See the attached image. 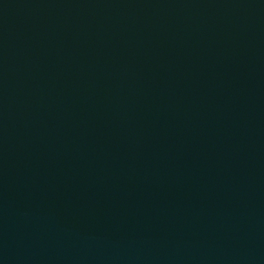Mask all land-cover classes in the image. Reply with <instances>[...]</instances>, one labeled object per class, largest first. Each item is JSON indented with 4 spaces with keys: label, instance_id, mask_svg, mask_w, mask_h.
I'll use <instances>...</instances> for the list:
<instances>
[{
    "label": "water",
    "instance_id": "water-1",
    "mask_svg": "<svg viewBox=\"0 0 264 264\" xmlns=\"http://www.w3.org/2000/svg\"><path fill=\"white\" fill-rule=\"evenodd\" d=\"M0 264H264V0H0Z\"/></svg>",
    "mask_w": 264,
    "mask_h": 264
}]
</instances>
